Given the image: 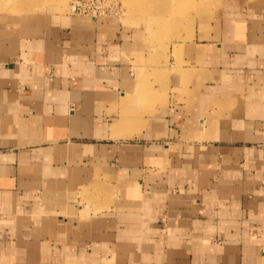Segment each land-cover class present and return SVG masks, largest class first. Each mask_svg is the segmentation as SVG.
I'll return each mask as SVG.
<instances>
[{"label":"crops","instance_id":"0c3cea01","mask_svg":"<svg viewBox=\"0 0 264 264\" xmlns=\"http://www.w3.org/2000/svg\"><path fill=\"white\" fill-rule=\"evenodd\" d=\"M215 6L146 82L136 34L0 5V264H264V0Z\"/></svg>","mask_w":264,"mask_h":264},{"label":"rangeland","instance_id":"374dc122","mask_svg":"<svg viewBox=\"0 0 264 264\" xmlns=\"http://www.w3.org/2000/svg\"><path fill=\"white\" fill-rule=\"evenodd\" d=\"M216 1L0 0V5L4 12L15 15L61 14L85 20L98 18L113 28H122L136 34L137 48L145 52L146 56L138 58L137 63L152 68L146 70L148 79L145 81L148 82L152 76L160 82L166 76L162 69L170 66L172 57L179 62L184 45L195 40L197 35L204 34L206 23L214 17ZM77 5L82 6V12L75 9ZM202 8H208L207 15L198 13Z\"/></svg>","mask_w":264,"mask_h":264},{"label":"built area","instance_id":"2783aa9c","mask_svg":"<svg viewBox=\"0 0 264 264\" xmlns=\"http://www.w3.org/2000/svg\"><path fill=\"white\" fill-rule=\"evenodd\" d=\"M77 7H78V8L75 7V9H78L79 12H82V9H83L82 6H80V5L78 6V5H77Z\"/></svg>","mask_w":264,"mask_h":264},{"label":"bare ground","instance_id":"6f19581e","mask_svg":"<svg viewBox=\"0 0 264 264\" xmlns=\"http://www.w3.org/2000/svg\"><path fill=\"white\" fill-rule=\"evenodd\" d=\"M16 1V0H15ZM150 3V2H149ZM168 9V8H167ZM73 14H75V13H73ZM165 14V13H164ZM168 14V13H167ZM77 15H79V14H77ZM171 16V15H170ZM171 21V20H170Z\"/></svg>","mask_w":264,"mask_h":264}]
</instances>
